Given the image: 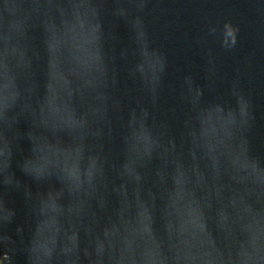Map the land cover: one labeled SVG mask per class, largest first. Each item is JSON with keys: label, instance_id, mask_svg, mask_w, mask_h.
I'll return each instance as SVG.
<instances>
[{"label": "water", "instance_id": "95a60500", "mask_svg": "<svg viewBox=\"0 0 264 264\" xmlns=\"http://www.w3.org/2000/svg\"><path fill=\"white\" fill-rule=\"evenodd\" d=\"M0 264H264V0H0Z\"/></svg>", "mask_w": 264, "mask_h": 264}]
</instances>
